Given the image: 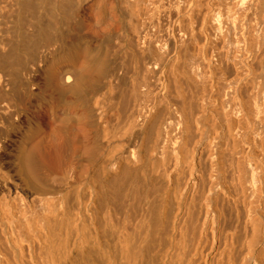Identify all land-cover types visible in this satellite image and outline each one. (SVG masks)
Wrapping results in <instances>:
<instances>
[{
	"label": "bare ground",
	"instance_id": "1",
	"mask_svg": "<svg viewBox=\"0 0 264 264\" xmlns=\"http://www.w3.org/2000/svg\"><path fill=\"white\" fill-rule=\"evenodd\" d=\"M0 264H264V0H0Z\"/></svg>",
	"mask_w": 264,
	"mask_h": 264
},
{
	"label": "rangeland",
	"instance_id": "2",
	"mask_svg": "<svg viewBox=\"0 0 264 264\" xmlns=\"http://www.w3.org/2000/svg\"><path fill=\"white\" fill-rule=\"evenodd\" d=\"M48 119H49V122L52 124V121H51L50 117Z\"/></svg>",
	"mask_w": 264,
	"mask_h": 264
}]
</instances>
